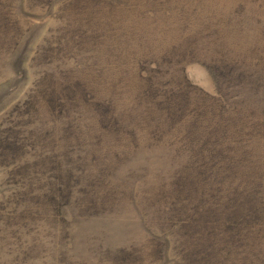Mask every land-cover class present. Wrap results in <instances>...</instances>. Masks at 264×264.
<instances>
[{
    "label": "rangeland",
    "instance_id": "obj_1",
    "mask_svg": "<svg viewBox=\"0 0 264 264\" xmlns=\"http://www.w3.org/2000/svg\"><path fill=\"white\" fill-rule=\"evenodd\" d=\"M0 264H264V0H0Z\"/></svg>",
    "mask_w": 264,
    "mask_h": 264
},
{
    "label": "trees",
    "instance_id": "obj_2",
    "mask_svg": "<svg viewBox=\"0 0 264 264\" xmlns=\"http://www.w3.org/2000/svg\"><path fill=\"white\" fill-rule=\"evenodd\" d=\"M183 116H185V115H183ZM179 122V121H178ZM233 166V165H232ZM232 169H233V167H232ZM219 176V173H215V174H211L209 177H208V180H212L215 176ZM210 185V183L209 184H207L206 186H209Z\"/></svg>",
    "mask_w": 264,
    "mask_h": 264
}]
</instances>
